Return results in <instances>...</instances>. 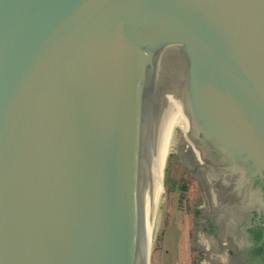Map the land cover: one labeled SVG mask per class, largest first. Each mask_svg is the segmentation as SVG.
I'll return each instance as SVG.
<instances>
[{
	"label": "water",
	"instance_id": "95a60500",
	"mask_svg": "<svg viewBox=\"0 0 264 264\" xmlns=\"http://www.w3.org/2000/svg\"><path fill=\"white\" fill-rule=\"evenodd\" d=\"M191 132L264 211V0H0V264H143Z\"/></svg>",
	"mask_w": 264,
	"mask_h": 264
},
{
	"label": "flooded vegetation",
	"instance_id": "af4514ba",
	"mask_svg": "<svg viewBox=\"0 0 264 264\" xmlns=\"http://www.w3.org/2000/svg\"><path fill=\"white\" fill-rule=\"evenodd\" d=\"M190 136L192 146L184 145L185 154L204 177H215L214 182L205 181L208 194L216 191L223 195L216 197L219 198L217 207L201 208L195 214L198 231L204 234L202 245L212 264H264V211H259L257 201L250 202L246 197L241 173L230 169L216 145L207 138L195 139L192 132ZM224 178L228 181L223 182ZM259 189L264 192V179L256 177L249 185L250 194L257 198ZM206 237L211 239L209 244Z\"/></svg>",
	"mask_w": 264,
	"mask_h": 264
},
{
	"label": "rangeland",
	"instance_id": "374dc122",
	"mask_svg": "<svg viewBox=\"0 0 264 264\" xmlns=\"http://www.w3.org/2000/svg\"><path fill=\"white\" fill-rule=\"evenodd\" d=\"M169 155L148 264H212L195 219L199 209L214 207L207 187L182 153Z\"/></svg>",
	"mask_w": 264,
	"mask_h": 264
},
{
	"label": "bare ground",
	"instance_id": "6f19581e",
	"mask_svg": "<svg viewBox=\"0 0 264 264\" xmlns=\"http://www.w3.org/2000/svg\"><path fill=\"white\" fill-rule=\"evenodd\" d=\"M169 153L170 151L164 155L158 181H157V185H156L155 196H154V201H153V206H152V211H151V216H150V221H149V226H148V231H147V236H146V241H145V246H144V251H143V256H142L143 264H148L149 253L152 248L153 241H154V232L157 229V214H158V209H159V205L161 202V197L164 192V186H165L164 185V172H165V166H166L168 156H170Z\"/></svg>",
	"mask_w": 264,
	"mask_h": 264
}]
</instances>
